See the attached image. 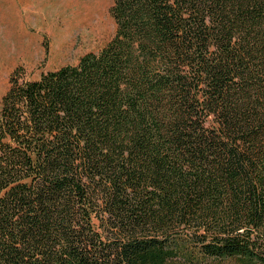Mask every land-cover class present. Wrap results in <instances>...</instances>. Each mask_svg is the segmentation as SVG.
<instances>
[{
    "label": "trees",
    "instance_id": "1",
    "mask_svg": "<svg viewBox=\"0 0 264 264\" xmlns=\"http://www.w3.org/2000/svg\"><path fill=\"white\" fill-rule=\"evenodd\" d=\"M98 52L0 102V264H264V0H113Z\"/></svg>",
    "mask_w": 264,
    "mask_h": 264
},
{
    "label": "rangeland",
    "instance_id": "2",
    "mask_svg": "<svg viewBox=\"0 0 264 264\" xmlns=\"http://www.w3.org/2000/svg\"><path fill=\"white\" fill-rule=\"evenodd\" d=\"M113 0H0V102L18 69L25 80L74 66L113 37Z\"/></svg>",
    "mask_w": 264,
    "mask_h": 264
}]
</instances>
